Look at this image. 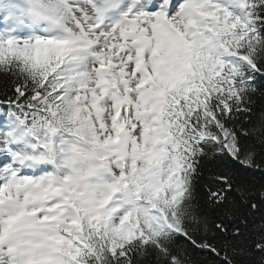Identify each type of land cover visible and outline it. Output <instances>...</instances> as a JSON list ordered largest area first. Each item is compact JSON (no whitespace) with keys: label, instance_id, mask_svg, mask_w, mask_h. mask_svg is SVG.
Wrapping results in <instances>:
<instances>
[{"label":"snow or ice","instance_id":"snow-or-ice-1","mask_svg":"<svg viewBox=\"0 0 264 264\" xmlns=\"http://www.w3.org/2000/svg\"><path fill=\"white\" fill-rule=\"evenodd\" d=\"M0 264H264V0H0Z\"/></svg>","mask_w":264,"mask_h":264}]
</instances>
